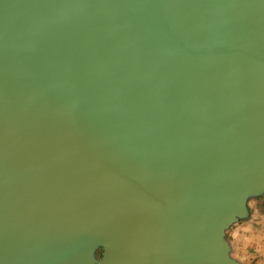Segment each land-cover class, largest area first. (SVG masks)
Returning a JSON list of instances; mask_svg holds the SVG:
<instances>
[{"label":"water","instance_id":"95a60500","mask_svg":"<svg viewBox=\"0 0 264 264\" xmlns=\"http://www.w3.org/2000/svg\"><path fill=\"white\" fill-rule=\"evenodd\" d=\"M251 198L264 0H0V264H244Z\"/></svg>","mask_w":264,"mask_h":264},{"label":"crops","instance_id":"0c3cea01","mask_svg":"<svg viewBox=\"0 0 264 264\" xmlns=\"http://www.w3.org/2000/svg\"><path fill=\"white\" fill-rule=\"evenodd\" d=\"M233 255L244 264H264V219L249 217L226 232Z\"/></svg>","mask_w":264,"mask_h":264},{"label":"trees","instance_id":"16d2710c","mask_svg":"<svg viewBox=\"0 0 264 264\" xmlns=\"http://www.w3.org/2000/svg\"><path fill=\"white\" fill-rule=\"evenodd\" d=\"M253 201V205L249 204V201ZM248 201V207L250 210V217H253L256 215L257 217L263 218L264 219V198L259 199V198H252ZM97 257H100L101 255V250L99 249L96 252Z\"/></svg>","mask_w":264,"mask_h":264},{"label":"rangeland","instance_id":"374dc122","mask_svg":"<svg viewBox=\"0 0 264 264\" xmlns=\"http://www.w3.org/2000/svg\"><path fill=\"white\" fill-rule=\"evenodd\" d=\"M251 199H252V198H251ZM249 200H250V199H249ZM249 204H250V205H253V201L250 200V201H249ZM253 217H254V218H258L256 215H254Z\"/></svg>","mask_w":264,"mask_h":264}]
</instances>
